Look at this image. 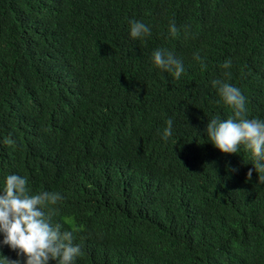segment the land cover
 Segmentation results:
<instances>
[{"label":"trees","instance_id":"1","mask_svg":"<svg viewBox=\"0 0 264 264\" xmlns=\"http://www.w3.org/2000/svg\"><path fill=\"white\" fill-rule=\"evenodd\" d=\"M213 81L264 120V0H0V194L12 174L58 193L74 264H264V173L208 140L235 118Z\"/></svg>","mask_w":264,"mask_h":264},{"label":"clouds","instance_id":"2","mask_svg":"<svg viewBox=\"0 0 264 264\" xmlns=\"http://www.w3.org/2000/svg\"><path fill=\"white\" fill-rule=\"evenodd\" d=\"M170 33L175 35L177 29L172 23ZM150 34V28L142 22L132 21L130 36L133 39ZM199 59V56L196 57ZM152 59L154 64L163 71L174 73L179 79L184 72L181 60L166 50H156ZM230 66V62L224 67ZM218 86L220 98L226 105L234 109V117L221 121L212 119L206 125L208 140L224 154H237L242 146L250 152L252 165L257 173H264V120L248 119L243 116L246 111V100L240 90L223 81H213ZM172 120L167 121L164 139L172 135ZM7 144L13 141L8 139ZM233 171H236L233 169ZM252 169L247 173L251 180ZM264 183V175L258 176ZM27 178L19 175H8L2 194H0V233L3 240L0 244L7 245L17 252V256L26 258V264H74L75 259L82 254L81 246L73 244V234L62 231V225L53 224L52 217L57 214L54 205L62 199L55 192L30 194ZM47 208V213L44 209ZM6 264H20L19 260H9Z\"/></svg>","mask_w":264,"mask_h":264}]
</instances>
